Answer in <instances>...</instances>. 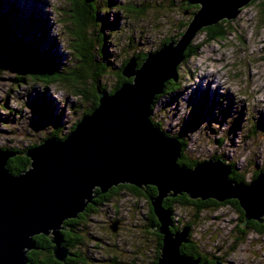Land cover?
<instances>
[{
  "label": "rangeland",
  "instance_id": "obj_1",
  "mask_svg": "<svg viewBox=\"0 0 264 264\" xmlns=\"http://www.w3.org/2000/svg\"><path fill=\"white\" fill-rule=\"evenodd\" d=\"M115 1L102 12H109L116 29L104 28L106 38L99 43L100 55L108 53L114 60V66L99 80L107 90L119 79L115 66L125 56L157 49L170 36L180 40L184 35L181 32L199 9L189 0H172L167 7L165 0H147L152 7L129 12L116 4L136 2L140 7L142 0ZM158 1L163 5L154 3ZM249 3L228 19L230 31L226 39H212L206 31H196L191 40L200 43L199 53L178 63L181 91L161 92L151 112V118L167 134L184 138L186 156L197 160L222 157L247 181L254 178L257 168H264V0ZM11 5L21 25L15 28L17 34L42 35L41 49H50L54 37L57 45L51 53L56 55L59 50L60 59L73 65L74 56L68 49L70 21H64L71 6L69 0H3L1 7ZM30 13L36 20L30 19ZM11 75L6 71L0 74V147L13 146L25 153L29 145L40 143L52 132L61 136L69 133L89 107L80 88L85 83L75 85L67 80L48 85H13ZM89 84L93 85V81L89 80ZM42 86L48 88L42 90ZM40 93L49 95L55 106L50 115L29 105L40 103ZM149 203L145 195L122 189L89 212L78 226L85 235L77 246L85 257L79 264H109L112 255L126 260V264H150L153 235L145 229V225L149 226L145 216L151 212ZM172 211L173 224L191 223L188 225L194 241L208 255L222 258V264H264V230L244 226V233L239 232L241 213L230 201L177 203ZM119 218V231L113 233L111 224ZM138 246L140 250L136 251Z\"/></svg>",
  "mask_w": 264,
  "mask_h": 264
},
{
  "label": "water",
  "instance_id": "obj_2",
  "mask_svg": "<svg viewBox=\"0 0 264 264\" xmlns=\"http://www.w3.org/2000/svg\"><path fill=\"white\" fill-rule=\"evenodd\" d=\"M251 0H189L200 3L194 18L178 41L170 40L150 51L138 65L129 58L123 74L133 77L114 92L99 89V104L85 113L66 137L49 135L28 147L29 164L12 173L7 162L17 151L0 147V264H34L28 251L34 235L51 236L53 254L64 260L70 254L64 243L63 224L78 216L100 192L119 183L139 187L153 184L151 199L163 243L158 264H209L200 256L184 254L190 225L172 230V210L164 197L186 192L193 198L223 201L237 198L245 220L264 221V169L248 183L229 177L231 165L211 157L193 166L178 164L181 142L169 136L151 119L154 96L176 73L183 50L198 29L222 18L234 17ZM118 221L112 224L117 229ZM216 259L214 264H220Z\"/></svg>",
  "mask_w": 264,
  "mask_h": 264
},
{
  "label": "trees",
  "instance_id": "obj_3",
  "mask_svg": "<svg viewBox=\"0 0 264 264\" xmlns=\"http://www.w3.org/2000/svg\"><path fill=\"white\" fill-rule=\"evenodd\" d=\"M71 3L70 9L67 12V18L64 20L70 21V24H67L68 31L70 33V39L71 41L68 43V48L71 53H73L74 56V63L73 65L67 64V60L63 62L60 59V55L62 54L59 50L56 52V55L51 53V49H55V46L57 45L56 41L54 40V37L51 41L50 49L44 48L41 49L39 47V44L43 42L42 35L39 37L36 36H27L24 32H21V34H17L15 32V28L21 27L20 22H18V19L15 16L14 6L11 5L7 9L2 8L3 0H0V74L4 71L8 73H12L11 80L13 82V85L21 83H31V84H44L48 85L49 83H55L58 81H64L67 82V80H71V84H79V83H85L82 87V93L84 94L85 98L89 101L87 103L89 104V107L84 109L82 114L91 112L98 104H99V89H105L107 90V86H103L100 84L99 80H101V75L106 72V70L111 68V66H114V60L107 55H100V45L99 43L104 42V28L107 27V30L116 29V23L111 21L109 19V12H106L105 14L102 12V10H105L110 6L111 3L115 2V0H69ZM167 4H164L165 7L169 6L172 0H165ZM256 0H251V2H254ZM187 2V1H186ZM157 5H163L161 1H158L157 3L154 2ZM165 3V2H164ZM249 3V4H250ZM152 3L147 0L140 1V7H138V3L134 2H128L125 1V3L122 4H116L120 5L121 9L128 10L129 12H138L146 9V7H152ZM104 7H100V6ZM115 5V6H116ZM127 5V6H125ZM124 6V7H123ZM200 7V3H197V9ZM15 9L16 6H15ZM100 15H104L105 17H100ZM30 19L36 20L35 15L30 13ZM104 19L103 21L101 20ZM131 18V17H130ZM229 18H223L217 21L216 23L205 25L201 28V30L206 31L207 35L212 39H218V40H224L226 39L227 34L229 33L228 28V20ZM190 21V20H189ZM188 21V23H189ZM112 22V23H111ZM188 25V24H187ZM108 26H110L108 28ZM184 26V25H181ZM185 29L181 32L183 34ZM111 32V31H110ZM130 37V36H129ZM133 38V36H132ZM174 37L170 36L162 41L161 45L169 42ZM129 39V38H128ZM159 45V46H161ZM158 46V47H159ZM96 47L98 49H96ZM199 47L200 43H196L193 40H191L186 48L183 50V60H188L189 57L195 56L199 53ZM158 49V48H157ZM156 50V49H154ZM154 50H148L146 52H136L134 54H130L125 56L123 59V62L120 65H116L118 69V75L119 79L116 81L115 85H113L112 89H109L108 91L110 93L114 92L116 89H118L121 84L125 81H132L133 77H127L123 74V68L128 62L129 58L132 56H136L138 59V65H140L144 59L146 58L147 54L150 51ZM109 51V50H108ZM59 54V55H57ZM59 56V57H58ZM113 60V61H112ZM71 62V61H70ZM180 65V64H179ZM179 65L176 66V73L173 77H169L164 82V89L162 92H169V91H177L181 89L182 82L179 81L178 74H179ZM114 69V67H113ZM89 80L93 81V85L89 84ZM48 88L47 86H42V90L44 88ZM33 90V85H32ZM79 89V88H78ZM35 91V90H33ZM38 91V89H36ZM181 91V90H180ZM31 89H29L28 94H30ZM46 93V91H43ZM162 93H158L154 96L153 102H152V109L154 101L160 97ZM41 98L39 99V102H36L35 105L29 104L31 107L36 108L41 113L49 112L52 113L51 110H54V104L50 100V96L48 95H42L40 93ZM34 98L37 100V97L34 96ZM4 105H7L6 101L3 102ZM203 105V104H202ZM202 105H201V111H202ZM196 110V108L194 109ZM198 111V109L196 110ZM60 113L56 115V118H59ZM197 115V114H196ZM193 116V119H195V116ZM81 118V117H80ZM78 118L77 121L80 120ZM152 119V118H151ZM153 120V119H152ZM58 121V120H57ZM77 121L75 122L74 126L76 125ZM153 123L159 126L158 122H155L153 120ZM55 126H58V123H54ZM160 127V126H159ZM72 128V129H73ZM161 128V127H160ZM57 133L52 132L49 135H55ZM68 133L65 135H58L57 137L64 138L67 136ZM167 134V133H166ZM169 135V134H167ZM48 136V135H47ZM171 136V135H169ZM175 136V135H173ZM184 138H180L181 142V151H180V157L178 158V164L179 165H185V166H193L196 162H200L202 160H197V158H191L185 155V147L186 143L183 140ZM39 143V142H38ZM33 143L29 145L30 147L34 144ZM28 146V147H29ZM3 148H9L17 151L18 154H15V156L10 157L7 162V167L12 173H19L21 170H23L27 165L29 164L30 157L26 155L23 151V153L18 152L16 148L12 147H3ZM231 165V171L229 177L235 181L248 183L249 181L246 180L245 176L236 170L235 166L232 163H228ZM264 169V168H261ZM256 170L254 177L258 174V172L261 170ZM144 187V189H143ZM143 187L136 186L131 183H119L118 185L111 186L107 191L101 192L100 188L97 187L95 192H100L98 194L99 198L94 197L92 202H89L87 206L85 207L84 211L79 212L78 216L67 218L64 221V225L67 226V228L62 229V232L64 233V243H67L69 245V249L73 252L74 257H72L71 263L75 261V258L79 257L84 259L82 248L77 247L80 246V243L83 241L85 235L82 233V231H79V227L81 226V223L86 220V217H88V213L96 209L97 206L102 204L104 200L110 199L112 196L118 194L121 192L122 189H128V191L136 192L138 194H143L145 197H147L148 201L151 202V199L155 197V195L158 192V189L153 184L144 185ZM143 189V192H142ZM147 194H145V191ZM211 201L216 202L217 204L221 203V201L209 197L207 199L202 198H188L187 193H179L177 195H168L164 197L163 199V205L165 207H169L171 209L174 208V206L177 203L182 204H189L190 202L193 203H206L209 204ZM225 201H230L235 205V207L240 211V222L242 223L244 210L241 207L239 201L237 198H228L225 199ZM151 213L153 216L150 217L151 221L150 225H159L158 218L156 214L153 211V206L150 204ZM154 217V219H153ZM256 223V222H254ZM192 225L191 223H187ZM80 225V226H79ZM185 225V224H184ZM183 225V226H184ZM79 226V227H78ZM147 226V232H154L150 230V227ZM182 224H173L171 226L172 230H177L183 227ZM242 226V225H241ZM239 226V232L242 234L245 231L244 227ZM254 227L256 229L264 230V226L262 227V224H255ZM247 228V227H246ZM189 240L186 242H183L181 245V251L184 254L192 255L194 257L200 256L202 260H208L209 263L213 262L217 257L211 258L209 257L208 253L205 251H202L201 247L197 242L194 241V239L191 237V234L188 235ZM240 237V236H239ZM239 239V238H238ZM35 240V247L30 249L28 251V261L34 263V264H61L62 261L57 259L53 254V242L51 240V236L45 233L35 234L34 235ZM161 240L163 242V235L161 237ZM214 263V262H213Z\"/></svg>",
  "mask_w": 264,
  "mask_h": 264
},
{
  "label": "flooded vegetation",
  "instance_id": "obj_4",
  "mask_svg": "<svg viewBox=\"0 0 264 264\" xmlns=\"http://www.w3.org/2000/svg\"><path fill=\"white\" fill-rule=\"evenodd\" d=\"M260 168H257V170H259ZM148 185V184H147ZM143 189H144V187H143ZM143 189H142V192H143ZM145 191V194H147V192H146V190H144ZM186 193V192H185ZM101 194V193H100ZM100 194H98V195H96L95 197H97V198H99V195ZM181 194V193H180ZM148 195V194H147ZM187 197L188 198H192V199H195V198H193V197H190V196H188V194H187ZM204 200V199H203ZM149 204H151L152 205V203L150 202ZM151 209V208H150ZM152 210V209H151ZM154 211V210H153ZM155 213V212H154ZM146 216V218H147V221H151V219H150V217L151 216H153L152 215V213L150 212L149 214H147V215H145ZM157 216V215H156ZM158 218V217H157ZM153 219H154V217H153ZM155 220V219H154ZM244 220H245V215L243 216V220H242V223H241V225L244 227H247V228H251V227H253L256 223L257 224H262V227L264 226V221H259L258 219H256V218H249V219H247L246 220V222H244ZM159 221V220H158ZM115 221H113V223H114ZM254 222H256V223H254ZM150 224V222L147 224V225H149ZM177 224V223H176ZM120 225H121V219L119 218L118 219V223H117V229L115 230V229H113V227H112V224H111V229H112V231H113V233H115V232H117V231H119V228H120ZM185 225H187V224H185ZM184 225V226H185ZM159 226H160V223H159V225H150L149 227H150V230L151 231H154L153 233L152 232H150V235H153V237H151V240L153 241V247H151V250H152V254H151V258H150V261H149V263L150 264H158V259H159V256H160V252H161V248H162V240H161V237H162V233L158 230V228H159ZM192 226V225H191ZM65 228H67V226L65 225V227H64V229ZM264 228V227H263ZM145 229L147 230V228H146V225H145ZM144 229V230H145ZM255 229H256V227H255ZM256 230H259V229H256ZM260 231V230H259ZM67 244V243H66ZM68 247H69V245H68ZM140 247L141 246H138L137 248H136V251H139L140 250ZM69 251H70V254L68 255V256H66V258L64 259V260H61L62 261V263L61 264H72L71 263V260H72V257H74V255H73V252L69 249ZM142 254H143V252H141ZM209 257L211 258V260H213V258H215L213 255H209ZM202 259V258H201ZM217 259V258H216ZM216 259L213 261L214 263L216 262ZM222 259V258H221ZM220 259V260H221ZM83 260L84 259H82V258H80V260H79V257L77 258H75V261L73 262V264H79V263H82L83 262ZM202 261H204V260H202ZM208 263H209V261L208 260H206ZM213 262H211V263H209V264H214ZM109 264H126L127 263V261L126 260H123V259H120L117 255H112L111 257H110V260H109V262H108ZM220 264H222V262H220Z\"/></svg>",
  "mask_w": 264,
  "mask_h": 264
},
{
  "label": "bare ground",
  "instance_id": "obj_5",
  "mask_svg": "<svg viewBox=\"0 0 264 264\" xmlns=\"http://www.w3.org/2000/svg\"><path fill=\"white\" fill-rule=\"evenodd\" d=\"M174 214V213H173Z\"/></svg>",
  "mask_w": 264,
  "mask_h": 264
}]
</instances>
